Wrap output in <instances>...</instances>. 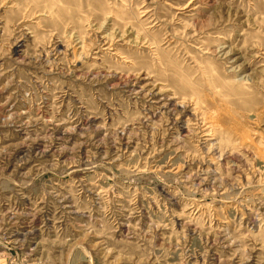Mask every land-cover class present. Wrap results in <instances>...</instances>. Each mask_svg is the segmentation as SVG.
Returning a JSON list of instances; mask_svg holds the SVG:
<instances>
[{
    "label": "rangeland",
    "instance_id": "obj_1",
    "mask_svg": "<svg viewBox=\"0 0 264 264\" xmlns=\"http://www.w3.org/2000/svg\"><path fill=\"white\" fill-rule=\"evenodd\" d=\"M0 264H264V0H0Z\"/></svg>",
    "mask_w": 264,
    "mask_h": 264
},
{
    "label": "bare ground",
    "instance_id": "obj_2",
    "mask_svg": "<svg viewBox=\"0 0 264 264\" xmlns=\"http://www.w3.org/2000/svg\"><path fill=\"white\" fill-rule=\"evenodd\" d=\"M181 107V106H180Z\"/></svg>",
    "mask_w": 264,
    "mask_h": 264
}]
</instances>
